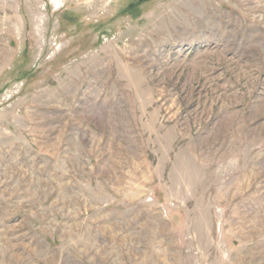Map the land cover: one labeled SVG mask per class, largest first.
Segmentation results:
<instances>
[{"label":"rangeland","instance_id":"374dc122","mask_svg":"<svg viewBox=\"0 0 264 264\" xmlns=\"http://www.w3.org/2000/svg\"><path fill=\"white\" fill-rule=\"evenodd\" d=\"M0 264H264V0H0Z\"/></svg>","mask_w":264,"mask_h":264}]
</instances>
